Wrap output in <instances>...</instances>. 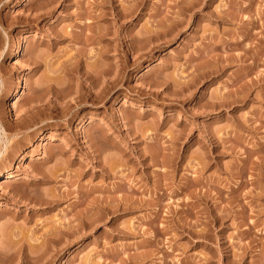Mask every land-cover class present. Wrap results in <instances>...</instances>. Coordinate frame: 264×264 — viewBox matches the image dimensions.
I'll return each instance as SVG.
<instances>
[{
  "label": "rangeland",
  "instance_id": "374dc122",
  "mask_svg": "<svg viewBox=\"0 0 264 264\" xmlns=\"http://www.w3.org/2000/svg\"><path fill=\"white\" fill-rule=\"evenodd\" d=\"M0 120V264H264V0H0Z\"/></svg>",
  "mask_w": 264,
  "mask_h": 264
},
{
  "label": "bare ground",
  "instance_id": "6f19581e",
  "mask_svg": "<svg viewBox=\"0 0 264 264\" xmlns=\"http://www.w3.org/2000/svg\"><path fill=\"white\" fill-rule=\"evenodd\" d=\"M138 3V2H137ZM42 7V6H41ZM40 7V8H41ZM43 8V7H42ZM30 40V36H26L25 38H24V40L23 41H21L19 44H18V46L16 47V53H15V59H14V61H15V63H20L21 61H22V56H24L25 55V52H24V49H25V46L27 45V43H28V41ZM248 51V50H247ZM36 61V60H35ZM34 63V62H33ZM126 68V66H125V64L123 63V65H122V68H121V70L120 71H117V70H115V73H114V77L115 78H113V79H110V80H107L106 78H104L105 77V75H107L106 73H105V71H104V69L102 68L100 71L101 72H103L102 74H101V77H99L98 75H96V76H90L89 78L93 81L92 83H91V86L93 87L95 84H99L100 86H102L103 88H104V91L102 92V93H100V94H97V95H95L96 97H95V99H96V101L97 100H102L105 96H107L108 94H110V91L114 88V89H116L115 87H117V83H118V81H119V78H120V75H121V73H122V71H124L125 72V69ZM128 68V67H127ZM146 69H147V72H149L151 69L149 68V66H147L146 67ZM99 74V73H98ZM94 75V74H93ZM20 89H22V87H21V85H19V86H17L16 87V89H15V93H17ZM56 91H58V90H56ZM32 107V106H31ZM30 113H32V112H30ZM33 115V114H32ZM34 116V115H33ZM32 117V116H31ZM30 117V118H31ZM36 117V116H35ZM34 118V117H33ZM29 119V118H28ZM32 119V118H31ZM35 120V121H34ZM28 121H31L30 123L32 124V123H34V126H35V122H36V119L34 118L33 120H28ZM37 121H38V118H37ZM26 122V123H25ZM43 122V121H42ZM42 122H40V123H42ZM28 122L27 121H25V120H21V123H18L20 126H16V132H15V134L13 135V136H11V138L9 137V136H7V134H6V126H4V124L2 123V121L0 120V148H2L3 149V146L4 145H6V144H8V143H10V141L12 140V139H14V138H17V137H19V136H21V135H26L27 137H28V135L29 134H32V133H34L35 132V130H34V126L32 127V126H30L31 124L30 123H28L29 124V126H30V128H29V126H28V128H25V126L26 125H28L27 124ZM39 123V124H40ZM37 124V123H36ZM37 127V126H36ZM15 128V127H14ZM18 128H20V131H19V129ZM26 129V131L25 130H22V131H25V132H21V129ZM31 129H33V130H31ZM40 132V131H39ZM31 136H33V135H31ZM45 137L46 136H44V133L43 132H41V133H39V137H38V139H36V141H32V142H29L28 141V145H29V147H33L34 145H38V143L40 142V141H44L45 140ZM27 142V141H26ZM53 143V142H52ZM1 149V151L3 152L4 151V149L2 150ZM49 151H51V149L49 150ZM53 152V151H52ZM24 153V152H23ZM7 154V153H6ZM4 156V155H3ZM3 158V157H2ZM4 159V158H3ZM7 159V158H6ZM10 160V159H9ZM18 163H20L21 161H23V155L21 154V155H19V156H17V160H16ZM1 163H3V161L1 162ZM35 169V168H34ZM35 170H38V169H35ZM40 170V169H39ZM41 173V172H40ZM18 181V179H17V177L16 176H14L13 175V173L10 171V170H7V172L0 178V183L1 184H8V183H11V182H15V181ZM243 186V185H242ZM245 186V185H244ZM242 188V187H241ZM1 206V205H0Z\"/></svg>",
  "mask_w": 264,
  "mask_h": 264
}]
</instances>
